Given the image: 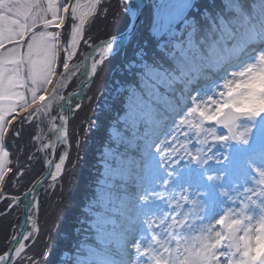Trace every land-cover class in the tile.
Instances as JSON below:
<instances>
[{
	"label": "snow or ice",
	"instance_id": "snow-or-ice-1",
	"mask_svg": "<svg viewBox=\"0 0 264 264\" xmlns=\"http://www.w3.org/2000/svg\"><path fill=\"white\" fill-rule=\"evenodd\" d=\"M100 4L101 0L63 4L60 0H0V201H9L3 215L25 203L27 221L32 222L31 210L39 208L37 197L32 195L35 184L23 198L3 192L6 182L23 175L12 166L6 140L9 136L21 138L25 122L31 124L35 118L50 115L58 102H71L59 93L68 74L75 75L69 61ZM192 7L191 0H165L159 6L153 34H167L170 41L177 42L171 50L161 45L155 58L142 57L136 69L142 94L152 96L158 85L167 84L173 95L164 100L159 118L152 115L146 122L137 170L134 174L127 167L120 170L122 176L132 175L137 189L122 201L131 202L136 215L127 218L128 226L116 241L120 258H113L107 251L90 250L95 260H78L77 264H264V0H257L250 12L241 0L229 3L233 22L241 29L239 36L221 19V37L211 45L207 38L197 44L195 27L186 37L182 33L178 37L176 27L188 24ZM69 13L73 24L70 38L62 46V33L57 30L64 28ZM132 14L135 16V12ZM230 37L234 42L230 43ZM62 47L65 55L61 61ZM93 50L98 59L93 60L86 75L94 78L113 54L114 40L103 41ZM58 63H62L63 74H58ZM236 66L238 70L224 80L223 90L208 95L206 100L193 97L188 107L189 97L175 96L174 84L190 83L194 77L207 78L212 72L227 73ZM59 106L61 114L52 119L58 118L60 124H53V129L59 133L57 140L67 147L69 122L63 112L65 105ZM181 113L179 120L173 118ZM132 116L137 123L136 109ZM169 119L174 128L169 129ZM17 122L20 127L15 126ZM207 125L220 126L227 134ZM193 138L199 145L194 151L189 147ZM253 138L258 141L254 152L236 151L238 146H250ZM68 155L65 151L55 163L53 181L62 172ZM210 161L216 167H208ZM249 179L254 187L248 186ZM30 195L32 199L28 200ZM225 201L239 203L224 208ZM158 202L167 203L175 214L164 213L157 222ZM141 220L152 233L146 245L147 237L135 238ZM17 227L22 230L11 237V247L0 254V264H15L28 247L25 242L39 232L35 224L31 231L24 230V225ZM114 238L115 234L106 237L109 242Z\"/></svg>",
	"mask_w": 264,
	"mask_h": 264
},
{
	"label": "rangeland",
	"instance_id": "rangeland-1",
	"mask_svg": "<svg viewBox=\"0 0 264 264\" xmlns=\"http://www.w3.org/2000/svg\"><path fill=\"white\" fill-rule=\"evenodd\" d=\"M72 3H75V0H72ZM106 8L107 7H100V9H102V12H103V14H102L100 9H99V5L97 6L96 16L94 17V19L91 23H88L90 25V29H92V32L89 36L84 37V39L81 41L80 45L76 49V52H78L80 50L82 51L84 49V45L87 44V41L90 40L91 38L96 39L97 36L100 37L104 34L107 35V33H110L112 31L115 32L116 30H118L124 26V24L126 23V15L124 14L123 11L120 10L118 2H116L115 4L114 3L109 4L108 10ZM132 12H134V11H132ZM66 21H67V26L65 28L68 30V26H69L70 22L68 19H66ZM88 24H87V26L85 25V27H88ZM68 33H69V36H67V39L70 38L69 30H68ZM95 39H93V40H95ZM133 43L135 44V41H133ZM257 51H259V49ZM117 59H119V58H117ZM116 64H117V62L116 63L113 62V63L106 65L104 67V69L100 73V76L98 77V81H97L96 85L94 86L93 90L91 91L92 93L89 95L90 99H93L96 96L97 91L100 87V84L104 83L105 80L107 79V77L109 75H111V73H112V75L114 74L112 71H110V69H112V67H114ZM75 67H72V69H74ZM234 70H238V66L232 68V71H234ZM230 78H231V76H230ZM69 81H70V77H68L66 79L65 86L67 85V83ZM214 81H215V84L219 85L218 79H215ZM202 85L203 84L194 85L192 87V89H190L189 91L194 92V93H198V90L201 89L200 87L205 88V86H202ZM221 86L222 85H220L218 88H216V87L214 88V86H213L210 91L208 88L205 89V91H199V93H201L200 97L198 98L195 95V98L206 100L208 95H215V93L222 91L223 89ZM154 93H155L154 95H156V96H158V94H159V92L156 88L154 89ZM59 95L63 96L62 91H60ZM159 96H160V94H159ZM141 97L142 96L138 95L135 99H133L131 101L130 106L133 107L132 112L134 109H136L137 112L139 113V108H143L145 111H148L149 109L154 108L150 102H147L144 99H141ZM79 101H80V97H78V101L76 103L79 104ZM94 101H95V99H94ZM83 109H85V106ZM83 109L79 113L80 116L78 115L79 116L78 120H75V127H74L75 128L74 129L75 138H76L77 132H78V137L75 140V145H78L77 149L82 148V144L85 142L84 141L85 140V134H84L83 124L86 122V119L90 113V110L92 109L91 104H88V107H86L84 112H83ZM153 113L156 114L157 111L154 110ZM129 116L132 117V113H130ZM138 117H139V114H138ZM15 126L20 127L18 122L15 124ZM170 126H172V125H170ZM213 127H215V126L213 125ZM23 131H25L24 135L26 136V138L28 140V144L27 145L24 144L25 140L22 137L18 139L22 143V146L20 147L19 153L17 155V162H18L17 165H12L14 167V169L19 168L20 171L23 172V175L18 176L16 178H13V180L11 182H6V184L4 186L5 190H8V188H10V187L13 189H18L20 186L22 187L29 179L31 180V178L36 174L37 169H38V165L36 164V161L34 160V157L36 155V149H35L36 143H35V140L33 139L32 123L29 124L28 122H25V124L23 126ZM75 131H76V133H75ZM221 132L222 131H217V133H221ZM10 138H11L12 142L14 140H16V138H14L12 136H10ZM181 139H182V137H181ZM24 145H25V147L23 148ZM46 145H48V143ZM256 145H258V141L256 138H253L251 145L247 146V148L252 149L253 147H256ZM24 162H25V164H24ZM110 167H111V165H109V169H110ZM118 168H120V166H119V164H116V168H114V167L111 168L110 172H116V174H115L116 176H121L120 175V169H118ZM65 183L67 184L66 187L70 186L67 179H65ZM62 186H63V180L58 184V186H56V187L54 186L51 188V190H50V193H52L51 196L49 194L46 195L49 199H47L45 201L46 202V204H45V208H46L45 210L46 211L44 210L45 211L44 220L46 218V223H45V226L43 225L45 234H43L42 239L38 242L41 245H39V249L36 250V253L40 252L41 250L45 252V250H46L45 256H47V257L49 256L50 253H53L52 248H53L54 242H53V244L51 243L52 239L50 240V237L52 236L53 238H55L58 229L61 227V224H62L61 208L63 207L62 205H64V202L68 196V193L65 195H60L59 193H61V191H57ZM248 186L254 187L255 186L254 181L249 179ZM12 192L17 193L19 191H12ZM100 192H101V197L103 198L104 202H106L108 197L110 200H112L114 198V199H116V201L118 203V207H119V209H121V211L123 208H125V204H122V201H124V198L122 196L121 197H119L117 195L113 196V194L108 196L109 192L104 191L103 189H101ZM177 194H178V191H177ZM72 199H73V197H72ZM238 203L239 202L236 201V205H238ZM163 205L166 209V212L175 214L174 212H172V209L169 207V205L167 203L163 202ZM236 205H234L230 201H225L224 208L234 207ZM177 211H179V210H177ZM218 211H219V209H218ZM122 213H124V212H122ZM161 213H164L162 205H161V208H158L156 216H160ZM48 215H50L49 221L47 220ZM11 216L12 215H10V217ZM9 218H3L0 220V249H2V250L5 249V246L7 243V240H5V239L8 236V231H9V227H10ZM99 219H100V221H102V223L109 221L108 220L109 217L106 215H99ZM40 221L42 222V220H40ZM253 223H255V221H253ZM121 233H123V231L118 232L117 230H116V233L115 232L104 233L103 234V236H104L103 240H105V242H109V240H107L106 237L109 234H115V238L112 239L111 242H113V245H115L117 248L116 241L122 238ZM36 238H39V236H37ZM149 242H150V239L149 240L146 239L144 241L145 245ZM172 246L174 247V243L172 244ZM93 251L99 252V253L103 252V251H100L98 249H93ZM129 251L132 252V249L129 248ZM87 252L88 253L85 257H81L78 260L89 259V260L94 261L95 256H93L92 252H90V250H88ZM39 264H41V263H39Z\"/></svg>",
	"mask_w": 264,
	"mask_h": 264
},
{
	"label": "trees",
	"instance_id": "trees-1",
	"mask_svg": "<svg viewBox=\"0 0 264 264\" xmlns=\"http://www.w3.org/2000/svg\"><path fill=\"white\" fill-rule=\"evenodd\" d=\"M139 46L140 44L137 46L136 52L138 51ZM143 51H145V49H143ZM143 51L141 53H143ZM126 60H123L119 64V66L115 65L114 67H112L110 71H112L114 74L112 75L111 73V75L107 77L105 82L100 84V87L97 91V96L95 97L96 102L93 106H91L92 109L90 110L86 122L83 124L85 142L82 144V148L80 149H77L78 145L74 146L71 163L69 165V169H71V171L65 177V179L68 180L70 186L66 187L67 184L65 183V186L62 188L61 193H59L60 195H65L68 193L64 205H62L63 207L61 208L62 224L58 229L55 238H53L52 236L50 237V240L52 239L51 243L53 244L54 242L52 248L53 254L56 251H59V249H61L62 247L66 246L65 242L63 244L58 243L61 237V233L64 235V231H67L71 227H75L77 225V220L79 217L83 221H88V214L82 212L81 209L84 208L82 207L83 202H92V197L90 194L91 182L89 180L92 179L94 173H91V171L94 168L95 164L98 162L99 156L104 155L102 142L108 139L110 130H113L111 126L113 118H115L117 113L121 110L120 104V110L116 109L115 113H109L113 110V105L118 104L119 102H123L122 99L124 98V95L122 94V92H120V90L126 83H120V85L118 86L116 84V81L118 80L120 74L125 73V70L127 68ZM134 61L135 60H133L130 64H132ZM113 62H110L109 64ZM130 64L128 65L129 68H131ZM138 66L136 67V69L138 68ZM127 72H129V70H127ZM131 72L132 74H136L134 70ZM9 143L10 149L13 150V156L16 158L19 153L20 147L22 146V143H20L17 138L13 142L12 140H10ZM44 212L45 211H42V215L45 214ZM49 217L50 215L47 216L48 221ZM42 253H44V251H42L41 253H37L39 254V257H35V255L37 254H30L27 257L29 260L26 261V264L40 263V257L42 258L41 262H48V260H46V257L43 256L44 254ZM53 254L51 260L52 264L55 263Z\"/></svg>",
	"mask_w": 264,
	"mask_h": 264
}]
</instances>
